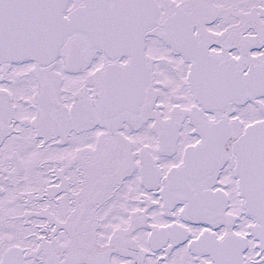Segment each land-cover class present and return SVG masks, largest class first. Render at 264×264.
Masks as SVG:
<instances>
[{
  "label": "snow or ice",
  "instance_id": "obj_1",
  "mask_svg": "<svg viewBox=\"0 0 264 264\" xmlns=\"http://www.w3.org/2000/svg\"><path fill=\"white\" fill-rule=\"evenodd\" d=\"M0 264H264V0H0Z\"/></svg>",
  "mask_w": 264,
  "mask_h": 264
}]
</instances>
